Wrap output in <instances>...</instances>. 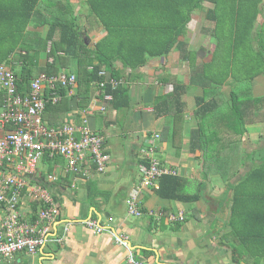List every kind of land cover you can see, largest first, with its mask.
<instances>
[{"label": "crops", "instance_id": "crops-1", "mask_svg": "<svg viewBox=\"0 0 264 264\" xmlns=\"http://www.w3.org/2000/svg\"><path fill=\"white\" fill-rule=\"evenodd\" d=\"M32 1L0 0V32L6 31L12 23H18L19 8L23 7L25 12L33 4ZM212 5L205 1L190 15L202 9L206 11ZM259 8L255 28L264 25V0ZM29 13L23 36L8 40L3 38L1 41L5 47L11 42L16 45L10 54L12 64L20 63L19 58L23 55L35 57L37 71L52 62L53 58L61 65H58L57 74H76L78 67V61L73 57L64 68L66 64L61 56L65 54L61 50L51 54L50 40H58L59 34L55 31L54 36H50L49 21H74L85 33L83 38L90 47L107 32L104 25L89 13L86 0H36L34 9ZM205 35L199 39L201 45L195 47L189 43L188 46L196 53L197 64L208 61L212 55L215 41ZM206 57L209 59L206 60ZM180 58L177 48L165 55L148 56L141 67L123 68L119 80L108 69L100 70V75L105 77L104 84L113 85L110 82L113 79L128 84L129 103L121 109H115L110 94L104 93V84L99 86L96 82L91 83L89 94L85 93L82 99L84 107L79 108L75 86L72 87L69 93L73 94L67 103V110L52 117L53 121L59 126L62 116L64 123L101 134L106 139L104 151L109 153L110 161L103 172H97L88 156V173L83 175L66 171V159L59 154H54L61 156L55 162L49 153L51 159L43 157L35 174L27 178V185L21 193L22 218L30 220L33 214L30 189L44 187L60 209L61 219L56 229H62V220L71 223L67 236L62 244L50 242L32 254L17 252L0 264H130L127 260L129 250L143 264H236L231 259V246L221 241L222 235L230 231L231 184L249 169L253 161L263 156L264 118L260 115L259 121L245 125L247 131L241 145L243 163L237 176L227 182L217 175L202 176L199 152L188 151L189 132L197 126L195 97L202 95V87L189 82L193 68L190 60ZM12 64L5 65L12 69ZM121 67L122 63L116 61L115 68ZM176 82L186 85L181 95L185 122L180 155L175 154L172 141L167 136L171 117L168 114L155 115L156 98L170 93ZM224 86L228 87L227 95L223 92ZM0 92L1 108L4 98L1 88ZM229 92V85L221 87L222 98L228 99ZM251 92L254 97L264 96V70L251 81ZM161 107L165 109V106ZM155 133L159 134L156 157L166 167L176 169L179 175L185 172V177L191 181L186 191L192 193L199 189L201 196L198 200L183 202L168 199L160 197L153 187L140 186L143 144L146 137ZM75 136L78 138L79 132ZM131 196L135 197L137 207L142 211L140 216L128 214ZM179 213L183 215L181 220L170 221L167 218L169 214L177 216ZM109 216L114 217V221L108 222ZM87 218L96 219L103 231L93 233L84 224ZM121 239L126 240L127 247L118 242ZM239 264L246 263L241 260Z\"/></svg>", "mask_w": 264, "mask_h": 264}, {"label": "trees", "instance_id": "trees-1", "mask_svg": "<svg viewBox=\"0 0 264 264\" xmlns=\"http://www.w3.org/2000/svg\"><path fill=\"white\" fill-rule=\"evenodd\" d=\"M35 1L25 12L23 7L19 8L18 23H12L6 31L0 32V64H12L10 54L16 47L12 42L5 47L1 40L23 36L22 31ZM205 1L213 4L204 14L213 27L204 33L211 34L215 42L211 58L197 64L196 53L188 49L186 34L191 21L190 13ZM261 1L86 0L89 13L104 25L106 35L90 47L83 38L85 33L74 21L51 20L50 36H54L55 31L59 34L58 40H50L51 54L63 51L65 56H61V60L66 64L62 66L64 68H67L71 58L77 59L74 94L78 96L80 108L84 107L82 99L85 93L89 94L91 83L96 82L100 86L105 80L99 73L103 68L119 80L123 68L141 67L146 57L165 55L177 48L182 59L190 60L193 68L189 82L202 87V95L195 97L197 126L189 132L188 151L199 152L202 176L217 175L227 182L237 176L243 163L241 145L247 131L245 125L259 121L260 115L264 118V96L254 97L251 92V81L264 70V25L255 28ZM220 12L224 14L219 16ZM35 59L23 55L19 58L20 63L11 65L21 93L29 90L30 82L36 75H52L59 71L60 63L55 58L37 71ZM116 61L122 63L121 68H115ZM223 85L230 86L228 99L221 96ZM74 86H56L60 98L55 103L46 102L42 114L44 124L63 126L65 119L62 116L59 126L52 117L67 110V103L73 94L69 91ZM185 88L183 83H174L173 90L158 96L155 104L156 116L168 114L171 117L167 136L176 155H180L184 138L185 115L181 95ZM102 89L112 97L115 109L128 106L129 86L126 82L117 86L105 82ZM1 98L0 92V101ZM43 157L51 159L48 153H44ZM60 157L53 155L52 161ZM190 185L191 181L183 175L165 174L159 178L157 188L153 189L160 197L196 201L201 196L200 190L188 193L186 188ZM231 187L230 231L222 235L221 241L231 246L234 263L239 264L242 260L246 264H264V144L263 156L253 161ZM40 207L45 205L39 201L32 202L30 220L37 217Z\"/></svg>", "mask_w": 264, "mask_h": 264}, {"label": "built area", "instance_id": "built-area-1", "mask_svg": "<svg viewBox=\"0 0 264 264\" xmlns=\"http://www.w3.org/2000/svg\"><path fill=\"white\" fill-rule=\"evenodd\" d=\"M110 82L113 86L119 83L115 79ZM75 83L74 73H40L32 78L29 90L21 93L13 70L0 64V88L4 92L0 108V263L12 258L17 252L32 254L50 242L62 244L67 236L71 223L62 220V229H56L61 219L60 209L44 187H32L29 197L32 201L42 202L45 207L38 209L37 217L33 220L22 218V190L27 185V178L35 174L44 153L63 156L66 159V171L83 175L88 173V156L97 172H103L110 161L109 153L104 151L106 139L101 134L68 122L61 127H50L42 121L46 102L50 100L55 103L60 98L56 86H74ZM77 132L78 138L75 136ZM158 137V133L146 137L143 144L140 186L144 188H157L162 175L179 174L156 157ZM128 214H142L134 196L128 200ZM167 218L170 221L181 220L183 215L169 214ZM112 221L114 217L109 216L108 222ZM84 224L93 233L103 231L94 218H87ZM118 242L127 247L125 239ZM127 260L130 264H143L141 259H136L132 250L128 251Z\"/></svg>", "mask_w": 264, "mask_h": 264}, {"label": "rangeland", "instance_id": "rangeland-1", "mask_svg": "<svg viewBox=\"0 0 264 264\" xmlns=\"http://www.w3.org/2000/svg\"><path fill=\"white\" fill-rule=\"evenodd\" d=\"M204 13H205V11H203V9L200 11H197V13L195 15L191 16V21L188 24V31H187L186 37L188 35V38H187L188 42L193 46L195 45V47L202 44V41L199 39H201L202 36H204V37L206 36L204 31H209L213 27V23L209 19H207V20L205 19ZM221 14H224V12L218 13L219 16ZM212 38H213V36L210 34V40H212ZM213 48H214V44H213ZM212 51H213V49H212ZM200 54H203V53H200ZM180 59L182 60V55H181ZM205 59L208 60L209 58L206 57ZM223 92L226 95L228 94V87L227 86L223 87ZM199 163H200V160H199ZM198 170H199V167L197 169V173L199 174ZM181 175L185 176V172H182ZM203 201L207 202V199H203Z\"/></svg>", "mask_w": 264, "mask_h": 264}]
</instances>
